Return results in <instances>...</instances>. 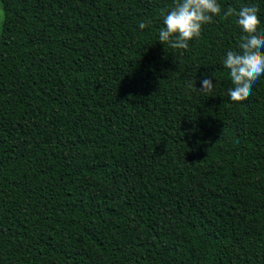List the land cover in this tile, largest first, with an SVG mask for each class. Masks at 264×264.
I'll use <instances>...</instances> for the list:
<instances>
[{"label":"trees","instance_id":"obj_1","mask_svg":"<svg viewBox=\"0 0 264 264\" xmlns=\"http://www.w3.org/2000/svg\"><path fill=\"white\" fill-rule=\"evenodd\" d=\"M0 2V264H264V0Z\"/></svg>","mask_w":264,"mask_h":264},{"label":"rangeland","instance_id":"obj_2","mask_svg":"<svg viewBox=\"0 0 264 264\" xmlns=\"http://www.w3.org/2000/svg\"><path fill=\"white\" fill-rule=\"evenodd\" d=\"M3 19H4V11L2 9V6H1V2H0V31L2 29V22H3Z\"/></svg>","mask_w":264,"mask_h":264}]
</instances>
